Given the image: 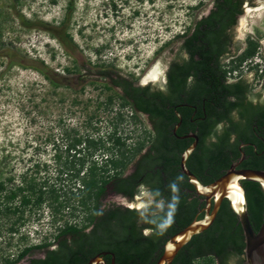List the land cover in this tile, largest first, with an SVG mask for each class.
I'll return each instance as SVG.
<instances>
[{
    "label": "trees",
    "instance_id": "1",
    "mask_svg": "<svg viewBox=\"0 0 264 264\" xmlns=\"http://www.w3.org/2000/svg\"><path fill=\"white\" fill-rule=\"evenodd\" d=\"M243 1L211 0L204 14L175 35L179 43L165 62L162 89L136 86L118 75L111 78V85L121 89V93L116 92L119 107L129 106L132 118L137 112L147 116L150 128L146 129L147 145L143 152V142L130 146L126 143L128 137L117 132L118 124L124 120L122 112L117 110L107 121L109 131L102 135L80 133L71 127L60 131L58 143L51 139L52 172L45 162H34L17 172L16 182L12 175L0 179V228L4 226L6 232H18L27 217L39 216L43 209L48 212L50 223H57L63 214L72 218L74 212L84 214L82 224L78 225L74 219H62L50 241L26 245L3 264H13L41 248L45 254L44 264H84L100 251L112 252L114 264H154L161 243L185 226L194 212V201H186L181 190L184 184H190L181 180L177 171L180 152L188 142L177 136L185 129L179 127L174 134L170 132L177 121L170 108L175 99L181 97L197 105L204 99L207 123L198 130L197 144L186 159L187 166L202 183L214 179L217 173L212 172L227 165L230 149L235 153L234 147L227 143L228 131L214 136L211 142L207 140L213 134V125L235 106L236 98L247 89L241 81L227 83L225 78L254 54L258 44L248 41L247 48L234 60L223 62L230 53L231 31ZM70 8L69 2L59 25L61 29L67 25ZM55 36L64 47L68 46L65 36ZM36 70L51 86L61 85L47 69ZM111 100L109 96L97 106L109 108ZM179 113L182 122H186L187 112L183 109ZM89 122L87 118V124ZM95 151L99 152V159H95ZM130 164L131 170L125 174ZM207 167L211 168L210 179L201 177ZM241 183L247 217L256 230L264 196L256 182ZM140 187H146L153 197L152 203L141 211L102 201L109 193L131 199ZM159 199V206H155ZM144 228L151 229L150 234L143 233ZM201 233L199 237L200 233L192 235L180 247L171 264H192L195 257L206 252L219 255L227 249L237 253L241 250L239 227L226 199L221 201L212 224ZM23 239L20 234L18 240ZM104 256L108 263L109 256Z\"/></svg>",
    "mask_w": 264,
    "mask_h": 264
},
{
    "label": "rangeland",
    "instance_id": "2",
    "mask_svg": "<svg viewBox=\"0 0 264 264\" xmlns=\"http://www.w3.org/2000/svg\"><path fill=\"white\" fill-rule=\"evenodd\" d=\"M210 1L0 0V179L12 175L16 182L17 172L34 162H45L52 172L51 139L58 143L60 131L71 127L102 135L109 131L107 121L117 110L124 117L117 132L128 137L130 146L143 142V152L149 121L141 115L132 118L127 105L119 107V91L110 80L118 75L159 88L165 62L179 43L175 35L204 14ZM69 2L67 25L61 29ZM58 34L68 39L67 47L58 41ZM233 34L239 48L245 37L264 39V8L241 15ZM37 68L47 69L61 85L51 86ZM152 70L156 74L145 80ZM109 96V108L97 106ZM94 156L99 159V152ZM130 170L131 164L125 174ZM102 201L141 211L152 197L140 187L131 199L109 193ZM73 217L63 214L57 223H50L43 209L39 216L27 217L18 232L1 227L0 264L26 245L50 241L64 218L82 224L83 212H74ZM20 234L23 240H18Z\"/></svg>",
    "mask_w": 264,
    "mask_h": 264
},
{
    "label": "flooded vegetation",
    "instance_id": "3",
    "mask_svg": "<svg viewBox=\"0 0 264 264\" xmlns=\"http://www.w3.org/2000/svg\"><path fill=\"white\" fill-rule=\"evenodd\" d=\"M263 8H264V0H244L240 4V13L236 16L235 25L233 26L232 31H231L232 43L229 47L230 53L226 55V57L223 58V62L228 63L231 60H234L237 54H239L240 52L244 51L247 48L248 41L256 42L258 44L255 49L254 54L248 57L247 59H245L243 62H241L238 68L232 71L225 78V82L227 83L241 81V83H244L247 85V89L245 90V92L240 93L239 98H236L235 106H232L230 109L224 112V115H222V117L219 118V121L213 125L212 136L208 135L210 138H208L207 142H211L215 138L214 136L220 135L224 133L225 131H228L229 134H228L227 143L231 144L232 147H234L235 149V153L233 151V148L228 151L227 165L225 167H222L221 169H218L212 172V173H217V176L214 177V179L217 178L219 175H221L230 165H233L234 169L248 168V169L264 170V39H260L258 37H250V36H248V38L245 37L243 40V47L239 48L238 45L234 42L236 40L233 34V30L238 24V21L241 15H243L244 13H249L252 10H259V13H261ZM234 47H236L235 50H234ZM165 68L166 66L164 67V70ZM163 82H164V76H163ZM162 83L159 85L158 89H162ZM141 84L134 83V85L136 86H140V87L145 86L144 83H141ZM113 87H115V89L119 91L118 93H121V89L118 86H113ZM203 102H204V99L202 98L200 100L199 105L192 104L190 102L185 101V99L179 97L178 99H175V102L170 107L174 111V115L176 116V114H178L179 116L178 118L176 117L177 121L175 123H177L178 121L179 123L176 126L175 131L179 127H182V129H185L184 133L179 134L177 136L179 139L188 140L185 147L188 146L193 141V138L181 137V136L189 135V134L194 135L196 137V143L194 145V148H195L197 144V140H198L197 132L201 127H204L207 123V118H206V113L204 112ZM183 109L187 112L186 122H182L181 115L179 113V111L180 110L182 111ZM136 115H141L147 118L146 114H143V113L137 112ZM170 132L171 134L175 133V132L172 133L171 130ZM185 167L188 169V171L191 174H193L196 177V179L200 183H202L200 181V178L196 176L191 171V169H189V167L186 164V160H185ZM177 171L180 173L181 180L187 182V177L180 171L178 165H177ZM212 173H211V168L207 167L201 173L202 174L201 177H203L204 179H210L212 176ZM243 181L244 180L240 181L241 186H242L241 182ZM202 184H206V183H202ZM181 190L184 191L183 193H185L186 195L185 197L186 201H189V202L194 201V212L192 213L191 218L188 222H190L193 218L198 219L202 217V215L205 212L204 211L205 205H206L205 198L201 195L196 194L191 185L184 184L183 187H181ZM152 201H153V197H152ZM160 201L161 199H159L158 202ZM218 209L215 213V216L212 222L217 216ZM237 226L239 227L238 223H237ZM208 227L206 229H208ZM181 228L182 227H180L178 230H180ZM142 231L145 234L146 233L150 234L151 229L144 228ZM201 232L198 235V237L202 234ZM239 232L241 235V240L238 242V244L241 245L240 252L237 253L233 249H227L225 250L223 254H219V255L212 253V252H206L204 254H201L200 256L195 257L192 260V262L195 260H203L206 262H211V264H246L244 262V254L242 250L243 249V238H242L240 227H239ZM163 243H161V251L158 254V256L162 252ZM178 251L175 253L173 258L177 255ZM104 257L105 256H102V259L104 260L105 264H108L105 261ZM43 260H45V254H44L43 249L41 248V249L32 250L31 253L24 255L21 259L14 262L13 264H44L42 263ZM86 262L84 264H86Z\"/></svg>",
    "mask_w": 264,
    "mask_h": 264
},
{
    "label": "water",
    "instance_id": "4",
    "mask_svg": "<svg viewBox=\"0 0 264 264\" xmlns=\"http://www.w3.org/2000/svg\"><path fill=\"white\" fill-rule=\"evenodd\" d=\"M176 117H179L178 114H176ZM178 123L179 121L173 125L171 129L172 133L175 132ZM181 137H191L193 141L180 152L178 166L180 171L187 177V182L193 187L195 193L205 198V212L202 217L198 219L193 218L184 227L168 237L163 243L162 252L157 257L154 264H171V260L178 249L185 244L192 235L200 233L211 224L222 199H226L228 207L235 215L237 223L239 224L243 238L242 250L244 262L246 264H264V208L258 228L254 231L247 217L244 192L240 184L242 180L256 182L264 196V170L248 168L234 169L233 165H230L217 178L209 183L202 184L185 167V160L194 148L196 137L192 134ZM232 183L237 185V189L231 187ZM234 189L239 192L240 197L233 204L230 194L231 190ZM104 255L109 256L108 264H114V256L110 251L97 252L87 260L86 264H105L102 259Z\"/></svg>",
    "mask_w": 264,
    "mask_h": 264
},
{
    "label": "bare ground",
    "instance_id": "5",
    "mask_svg": "<svg viewBox=\"0 0 264 264\" xmlns=\"http://www.w3.org/2000/svg\"><path fill=\"white\" fill-rule=\"evenodd\" d=\"M261 6V5H260ZM156 73H155V71L154 70H152L151 71V73H150V75H148L146 78H145V80H148V79H150V76H154ZM144 80V81H145ZM231 187H235V189H237V185L235 184V183H232L231 184ZM231 190V194H230V198H231V202L234 204L235 203V201H237L238 199H239V197H240V195H239V192L237 191V190Z\"/></svg>",
    "mask_w": 264,
    "mask_h": 264
}]
</instances>
